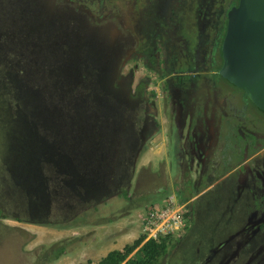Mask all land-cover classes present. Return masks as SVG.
I'll return each instance as SVG.
<instances>
[{
    "label": "flooded vegetation",
    "instance_id": "flooded-vegetation-1",
    "mask_svg": "<svg viewBox=\"0 0 264 264\" xmlns=\"http://www.w3.org/2000/svg\"><path fill=\"white\" fill-rule=\"evenodd\" d=\"M236 1L36 0L55 45L58 31L84 38L86 58L103 62L98 76H87L95 96L121 105L104 113L120 114L123 123L110 128L129 137L116 176L132 174L166 123L163 187L183 200L188 218L175 247L215 214L202 264H264V112L220 74Z\"/></svg>",
    "mask_w": 264,
    "mask_h": 264
},
{
    "label": "rangeland",
    "instance_id": "rangeland-1",
    "mask_svg": "<svg viewBox=\"0 0 264 264\" xmlns=\"http://www.w3.org/2000/svg\"><path fill=\"white\" fill-rule=\"evenodd\" d=\"M60 26L58 23L57 27ZM56 39L55 45L48 12L39 7L36 0H0V169L7 177L22 173L19 165L26 162L24 157H15L8 150L12 132L21 134L28 125L41 130L43 124L48 131L70 132L76 129L72 96L62 86L71 85L72 81L79 86L86 84L88 78L85 75L90 80L94 79L93 76H98L102 67L103 62L99 58L94 61L86 58L88 49L83 47L84 38L73 35L69 38L67 33L58 31ZM70 41L74 45L68 44ZM127 71L126 68L124 74ZM109 96L105 97L107 102L115 107L116 101L111 98L112 95ZM87 101L94 102L91 107L100 111H105L107 107L102 99L94 101L92 95ZM161 126L163 132L156 135L141 154L129 190L130 198L118 194V197L77 214L59 227L42 226L67 230L64 239L72 241L68 255L73 261L69 264H99L109 252L118 250L120 240L133 229L141 209L161 205L165 200L163 195L167 192L172 194L163 187L161 164L166 157V123ZM21 177L22 189L18 188L19 193L13 196L7 192V206L2 207L11 218L3 222L26 232L27 238L32 237L25 250H33L34 247L29 249V246H32L36 236L30 230L40 225L26 221H35L33 218L42 216L27 210L30 206L36 207V197L33 200L32 191L29 192L25 183V174ZM52 214L49 220L37 221H65L63 216ZM214 215L201 218L195 224L191 240L182 248L174 247L178 237L172 238L168 253L160 264H202L201 257L208 250V240L214 228ZM0 232L1 235L6 234ZM197 245H201L200 257L193 254L197 252ZM4 254L0 251L1 264H15L12 263L11 252L6 260L2 256Z\"/></svg>",
    "mask_w": 264,
    "mask_h": 264
},
{
    "label": "trees",
    "instance_id": "trees-1",
    "mask_svg": "<svg viewBox=\"0 0 264 264\" xmlns=\"http://www.w3.org/2000/svg\"><path fill=\"white\" fill-rule=\"evenodd\" d=\"M58 70L61 71L60 66ZM85 77L88 78L87 75ZM73 83L74 81L71 85L64 84L62 87L72 96V104L76 110V129L70 132L48 131L45 124L41 130L28 125L23 133L12 132L11 137L9 136L10 153L15 157H24L26 161L19 165L22 173L17 172L18 176L7 177L2 173L4 170L0 169V231L6 232L4 235L0 232V251L5 253L2 255L5 260L11 252L12 263L15 264H55L70 253L72 243L69 238L49 246L40 245L33 250H25L32 237L27 238L26 232L4 224L3 220L11 218L5 213L7 192L13 196L19 193L22 174H25V183L29 192L32 191L33 200L36 197V207L30 206L27 210L42 216L33 218L35 221L26 222L40 226L59 227L114 195L130 198L128 184L131 174L128 177L115 175L119 173L121 159L128 154L129 137L127 132H113L110 128L113 125L118 128L123 123L120 114L111 112L104 115L108 110H117L121 105L116 102L113 107L107 102V96H95L96 83L93 81L87 80L86 84L80 86ZM91 95L94 101L102 99L107 103L105 111L91 107L94 102L87 101ZM30 161L33 163L30 164ZM117 184L123 186L121 193L111 189ZM168 194L169 192L163 195L164 199ZM52 213L63 216L65 221H37L49 220ZM172 238L167 237L159 242L149 241L135 253L140 242L128 246L123 252L111 251L99 264H160V260L168 253ZM178 240L180 237L176 239L174 247Z\"/></svg>",
    "mask_w": 264,
    "mask_h": 264
},
{
    "label": "water",
    "instance_id": "water-1",
    "mask_svg": "<svg viewBox=\"0 0 264 264\" xmlns=\"http://www.w3.org/2000/svg\"><path fill=\"white\" fill-rule=\"evenodd\" d=\"M228 23L220 74L264 112V0H237L228 13ZM142 152L135 159L130 188Z\"/></svg>",
    "mask_w": 264,
    "mask_h": 264
},
{
    "label": "built area",
    "instance_id": "built-area-1",
    "mask_svg": "<svg viewBox=\"0 0 264 264\" xmlns=\"http://www.w3.org/2000/svg\"><path fill=\"white\" fill-rule=\"evenodd\" d=\"M188 228L186 204L175 194H170L161 205H151L141 209L133 229L119 244L118 251L123 252L137 242L140 245L134 253L149 241L159 242L167 237H181Z\"/></svg>",
    "mask_w": 264,
    "mask_h": 264
},
{
    "label": "crops",
    "instance_id": "crops-1",
    "mask_svg": "<svg viewBox=\"0 0 264 264\" xmlns=\"http://www.w3.org/2000/svg\"><path fill=\"white\" fill-rule=\"evenodd\" d=\"M65 232H67V230L60 231V230H56L54 228H46V227H42V226H36L33 228V230H30V233L33 236H36V239L33 240V244H32V246H29L30 247L29 249H31L32 247L35 248V247L40 246V245H47V246L52 245V244L56 243L57 241L64 239V237H66ZM69 255H67L64 258H61L55 264H69V263H71L73 261V259H69L70 258Z\"/></svg>",
    "mask_w": 264,
    "mask_h": 264
}]
</instances>
